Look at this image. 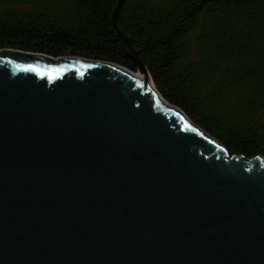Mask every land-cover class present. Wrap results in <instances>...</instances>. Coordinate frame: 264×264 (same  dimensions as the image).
I'll return each instance as SVG.
<instances>
[{
    "label": "water",
    "instance_id": "obj_1",
    "mask_svg": "<svg viewBox=\"0 0 264 264\" xmlns=\"http://www.w3.org/2000/svg\"><path fill=\"white\" fill-rule=\"evenodd\" d=\"M123 1L136 73L0 51V264H264V157L157 92Z\"/></svg>",
    "mask_w": 264,
    "mask_h": 264
},
{
    "label": "trees",
    "instance_id": "obj_2",
    "mask_svg": "<svg viewBox=\"0 0 264 264\" xmlns=\"http://www.w3.org/2000/svg\"><path fill=\"white\" fill-rule=\"evenodd\" d=\"M119 0H0V51L137 72L112 25ZM119 24L157 92L232 155L264 157V0H124Z\"/></svg>",
    "mask_w": 264,
    "mask_h": 264
},
{
    "label": "bare ground",
    "instance_id": "obj_3",
    "mask_svg": "<svg viewBox=\"0 0 264 264\" xmlns=\"http://www.w3.org/2000/svg\"><path fill=\"white\" fill-rule=\"evenodd\" d=\"M136 77H139V78H141V79H144V80H145V77H144L143 75H140V74H138V75H136Z\"/></svg>",
    "mask_w": 264,
    "mask_h": 264
}]
</instances>
